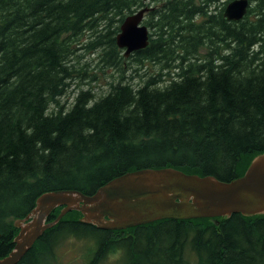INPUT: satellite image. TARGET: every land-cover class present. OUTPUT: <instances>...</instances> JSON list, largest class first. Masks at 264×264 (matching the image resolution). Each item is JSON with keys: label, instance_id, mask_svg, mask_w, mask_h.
<instances>
[{"label": "trees", "instance_id": "obj_1", "mask_svg": "<svg viewBox=\"0 0 264 264\" xmlns=\"http://www.w3.org/2000/svg\"><path fill=\"white\" fill-rule=\"evenodd\" d=\"M158 1L143 18L148 44L125 56L121 21L148 0H0V256L19 231L6 218L25 216L43 191L90 194L124 171L161 165L230 180L264 151V0H249L235 20L223 13L227 0ZM86 52L120 75L98 96L78 89L67 106L60 96L74 78H96ZM146 60L166 72L129 81L126 62ZM81 216L68 210L16 264H40L68 235L94 238L87 264L116 251L118 264H264V213L115 229Z\"/></svg>", "mask_w": 264, "mask_h": 264}, {"label": "water", "instance_id": "obj_2", "mask_svg": "<svg viewBox=\"0 0 264 264\" xmlns=\"http://www.w3.org/2000/svg\"><path fill=\"white\" fill-rule=\"evenodd\" d=\"M249 4V0H228L223 13L227 19H240ZM148 9L152 6L143 5L121 21L116 42L125 56L149 42V27L143 22ZM59 205L56 218L47 220ZM71 209L82 212V220L110 229L161 218L264 213V151L255 154L245 171L230 180L161 165L124 171L90 194L69 187L43 191L32 209L15 220L19 231L11 251L0 256V264L18 263L45 228Z\"/></svg>", "mask_w": 264, "mask_h": 264}, {"label": "rangeland", "instance_id": "obj_3", "mask_svg": "<svg viewBox=\"0 0 264 264\" xmlns=\"http://www.w3.org/2000/svg\"><path fill=\"white\" fill-rule=\"evenodd\" d=\"M149 5L158 3V0H148ZM197 1V0H196ZM228 1V0H227ZM226 1V2H227ZM226 4V3H225ZM224 4V5H225ZM206 47L201 46L200 52H205ZM85 56L81 60L88 59L91 60V65H88V71H92L96 74L95 79H91L90 75H86L83 78L76 77L71 81V85L60 96L61 102L69 105L74 98V93L80 88L91 87L95 95L105 92L109 88L110 81H116L120 75L119 70L115 67L107 64L106 62H101L95 57L94 53H84ZM94 58V59H91ZM129 60V59H128ZM127 64L130 61L126 62ZM125 64V68L129 66L125 71V77L129 81L140 82L146 74L144 73H155L161 69L165 72L167 68H161L158 63H152L146 60V63L133 61L129 65ZM175 70L166 75L164 79L167 80L168 77L174 74ZM143 76V77H142ZM17 217L9 215L6 221L11 220L15 224ZM95 246V240L92 237L84 236L78 237L75 235H68V237L61 239L52 251H46L39 256L40 264H87L88 260L92 254V250ZM122 251L109 252L105 255L99 264H118L121 260ZM194 258L193 256L191 257ZM24 264V263H23ZM142 264H148L143 262Z\"/></svg>", "mask_w": 264, "mask_h": 264}]
</instances>
